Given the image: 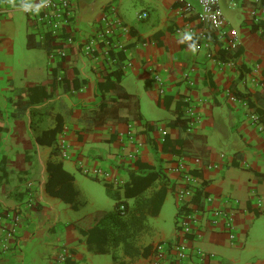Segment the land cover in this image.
<instances>
[{
    "label": "crops",
    "instance_id": "obj_1",
    "mask_svg": "<svg viewBox=\"0 0 264 264\" xmlns=\"http://www.w3.org/2000/svg\"><path fill=\"white\" fill-rule=\"evenodd\" d=\"M73 3L72 44L66 42V36L42 42L20 11L0 17V111L4 125L0 201L11 208H24L18 242L0 252V264H51L63 252L65 264H172L170 245L177 241L213 253L210 264H264V24L252 21L255 0L229 1L230 8L241 7L244 15L240 17V32L231 33L236 42L233 49H226L213 31L208 48L196 32L188 31L189 26L202 29L194 17L183 15L181 7L191 4L198 12V0ZM110 5L117 7L130 27L128 35L118 37L124 47L111 51V60L103 46L91 51L86 44ZM143 12L148 15L140 18ZM208 51L223 64L210 59ZM116 69L122 71L119 80L103 77V72ZM188 73L195 82L193 87L184 79ZM125 93L130 97L124 98ZM187 99L195 109L191 124L183 111ZM152 100L168 112V118L143 116L144 104ZM58 114L63 116L64 128L57 136L61 153L56 155L52 146L40 145L35 138L56 125ZM130 125L142 144L136 160L127 156L133 151L125 138ZM162 127L168 131L163 143L159 141ZM178 157H186L191 173L199 179L205 193L201 199L204 209L234 211L235 239L222 225L203 223L206 229L198 236L191 234L187 241L176 226L172 236L163 235L151 242L146 233L138 240L140 246L152 244L154 250L162 244L167 248L164 259H159L157 249L147 257L133 259L118 250L117 261L111 253H100L96 244L85 241L81 231L89 226L82 222L87 201L77 184L80 172L93 178L95 169L108 172L104 181L112 187L103 184L105 193L116 203L118 197H124L122 185L131 173H147L148 167L177 185L181 179L176 168ZM50 160L62 162L73 174L78 191L75 207L46 191ZM28 183H32L36 204L25 210ZM160 186L156 182L147 194ZM166 199L159 214L149 217L161 214ZM129 202L133 204L132 199ZM98 255H110L112 261L96 259Z\"/></svg>",
    "mask_w": 264,
    "mask_h": 264
},
{
    "label": "built area",
    "instance_id": "obj_2",
    "mask_svg": "<svg viewBox=\"0 0 264 264\" xmlns=\"http://www.w3.org/2000/svg\"><path fill=\"white\" fill-rule=\"evenodd\" d=\"M198 2L200 5L198 12L195 11L191 4H184L181 7L183 15H186L188 18L194 17L197 21L196 24H199L198 28L202 29L201 31H196L197 28L189 26L188 31L191 33L196 32L198 38L206 43V48L210 47L209 33L213 31L216 37L223 40L226 49H233L236 45L234 37L231 35L233 30L229 28L228 21L224 17L220 0H198ZM255 2L257 5L250 12L251 18L253 23L263 26L264 0H255ZM24 5L29 6L27 10H25ZM16 11L22 12L28 18L30 27L42 42L46 41L48 37L55 41L66 36L65 40L67 43H74L72 25L76 9L73 0H0V17L9 12ZM147 15L146 12H143L139 14V17L145 18ZM178 32H181V29H178ZM129 33L130 27L127 26L120 16L117 7L110 5L102 12L99 19V28L93 35L87 37L86 44L91 51L103 46L105 53L109 56V60H111L110 52L124 47L120 40H118V37L120 35H128ZM59 54L64 56L65 52L60 51ZM215 56L212 52L208 51V57L216 59L217 63L222 65L223 62H220V59ZM184 79L189 86H194L195 82L189 73L185 75ZM157 80L161 84L163 83L159 76H157ZM161 92H163L162 88ZM186 102L187 104L184 106L183 111L188 123L191 124L195 119V109L190 103V99H187ZM261 129L264 130L263 127ZM160 132L161 137L159 141L163 143L168 131L162 127ZM136 137V132L133 130L132 125H130L125 138L131 142L133 149L127 155L131 160H136L142 149V144ZM64 156H66L65 152ZM185 158L178 157L176 161V168L180 172L181 177L180 182L177 185L170 184L169 187L178 202V232L188 241V237L191 234L198 236L200 234L199 231L206 229V225L203 223H209L214 227L220 224L227 231L230 238L235 239V213L232 209H220L209 212L201 205L194 204L195 193L200 188L199 179L191 173V169H189ZM85 172L89 174L88 170ZM92 175L94 177L100 176L102 180L109 176L108 172L100 169H95ZM33 194L32 183H28L25 210L31 209L36 204ZM259 204H261V200H259ZM23 209L22 206L11 208L0 201V252L4 253L17 244V230L22 219ZM170 248L173 253L172 264H210V260L215 256L213 253H209L198 246L190 245L186 241H177L171 244ZM156 249L159 259H164V252L167 248L164 249L163 245L160 244ZM66 261L67 256L63 252L57 255L51 264H65Z\"/></svg>",
    "mask_w": 264,
    "mask_h": 264
},
{
    "label": "trees",
    "instance_id": "obj_3",
    "mask_svg": "<svg viewBox=\"0 0 264 264\" xmlns=\"http://www.w3.org/2000/svg\"><path fill=\"white\" fill-rule=\"evenodd\" d=\"M257 28L254 25V30H257ZM112 76H115L116 80H119L122 76V71L116 69L112 73L103 72V77H108V80ZM111 86H115V84L112 83ZM125 97L129 98L130 95L125 93ZM105 112L107 110L103 113ZM260 115L263 116V112ZM179 120L184 123L186 122L184 119ZM63 128V116L58 114L56 116V125L53 128L42 131L35 140L40 145L52 146V154H60L61 148L58 145L57 136L63 131ZM3 131L4 125L1 121L0 111V140ZM148 169L150 171L147 173H131L130 180L122 185L125 191L124 197L116 199L115 208L98 215L93 225L81 231L83 236H85V241L89 245L96 244L100 253H111L114 261L118 259V250H121L125 256L132 259L147 257L156 251V248L154 250L152 244L144 247L140 246L138 240L142 235L149 232V216H157L159 214L169 192L170 181L162 172L153 170L152 167H148ZM47 172L46 191L53 197L72 203L75 207L78 191L74 186L73 174L64 168L62 162L55 160L48 162ZM94 178L102 181L107 188L112 187L110 183L97 177ZM156 182H159L161 186L148 195V191ZM204 195L203 188L197 189L193 199L194 203L201 205V199ZM131 199L133 200V204L129 202ZM178 215L179 212L177 213V217Z\"/></svg>",
    "mask_w": 264,
    "mask_h": 264
},
{
    "label": "rangeland",
    "instance_id": "obj_4",
    "mask_svg": "<svg viewBox=\"0 0 264 264\" xmlns=\"http://www.w3.org/2000/svg\"><path fill=\"white\" fill-rule=\"evenodd\" d=\"M229 1L230 0H220V6L224 17L229 23V28L238 33L241 29L240 17L244 16L243 10L241 7L237 9L230 8ZM18 13L22 14V12ZM24 17L27 19L26 16ZM149 99L151 100V98ZM143 108V116L152 120H165L169 116L168 112L161 109L153 100L149 104H144ZM77 184L82 191L83 197L87 201L86 206L81 212L82 215H84L82 222L85 225L90 227L95 223L98 215L106 211H111L115 208V201L106 195L102 181H98L92 176L84 175L80 172L78 174ZM177 209L178 202L173 192L170 191L161 214L158 217L148 218L149 232L145 235L147 240L154 242L160 240L163 235L172 236L176 227L175 216ZM96 257V259H106L107 261H112V257L110 255H98Z\"/></svg>",
    "mask_w": 264,
    "mask_h": 264
},
{
    "label": "clouds",
    "instance_id": "obj_5",
    "mask_svg": "<svg viewBox=\"0 0 264 264\" xmlns=\"http://www.w3.org/2000/svg\"><path fill=\"white\" fill-rule=\"evenodd\" d=\"M24 7H25V10H27L28 9V5H24ZM186 38H190V37H186Z\"/></svg>",
    "mask_w": 264,
    "mask_h": 264
}]
</instances>
